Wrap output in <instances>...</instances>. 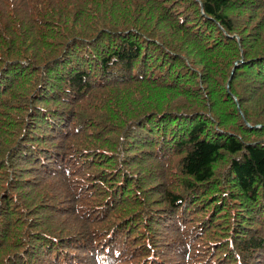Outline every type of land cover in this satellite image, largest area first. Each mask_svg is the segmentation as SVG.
Returning <instances> with one entry per match:
<instances>
[{"label":"trees","instance_id":"16d2710c","mask_svg":"<svg viewBox=\"0 0 264 264\" xmlns=\"http://www.w3.org/2000/svg\"><path fill=\"white\" fill-rule=\"evenodd\" d=\"M0 264H264V0H0Z\"/></svg>","mask_w":264,"mask_h":264}]
</instances>
